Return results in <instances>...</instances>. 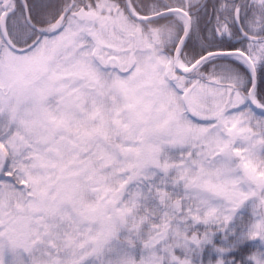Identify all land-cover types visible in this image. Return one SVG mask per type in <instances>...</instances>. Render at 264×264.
I'll return each mask as SVG.
<instances>
[{
	"label": "snow or ice",
	"instance_id": "obj_1",
	"mask_svg": "<svg viewBox=\"0 0 264 264\" xmlns=\"http://www.w3.org/2000/svg\"><path fill=\"white\" fill-rule=\"evenodd\" d=\"M0 264H264V0H0Z\"/></svg>",
	"mask_w": 264,
	"mask_h": 264
}]
</instances>
